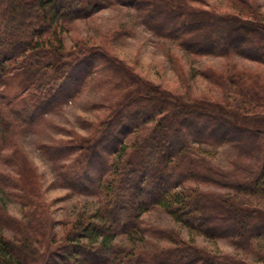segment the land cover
Here are the masks:
<instances>
[{
	"label": "trees",
	"instance_id": "1",
	"mask_svg": "<svg viewBox=\"0 0 264 264\" xmlns=\"http://www.w3.org/2000/svg\"><path fill=\"white\" fill-rule=\"evenodd\" d=\"M114 1L121 3L0 0V152L15 132L30 128L46 112L74 96L95 70L114 77L118 85H113L122 89L118 90L115 108H107V114L90 136L40 146L51 161L69 160L59 166L61 187L99 197L96 217L91 220L79 215L52 245L45 242L37 224L24 226L0 210V226L14 234L11 239L0 235V264H235L225 256L201 251L191 239L184 241L165 230H150L142 224L140 215L159 209L191 232L209 239L229 236L244 246L251 238L264 237V211L253 206L249 198L264 204L263 172L248 182L230 184L233 196L203 194L186 185L189 181H212L205 163L193 153L194 144L226 143L237 149L239 156L246 157L255 150V157L260 158L264 118L252 115L253 110L260 108H249L252 103L243 108H226L212 102H188L182 95L138 84L121 62L97 49L66 50L61 36L66 25L87 18ZM171 1L131 0L130 5L141 14L146 13L142 21L153 31L161 5L172 7L177 20L184 15L196 16L193 10L186 12L184 4L182 9L172 6ZM253 18L251 24L233 18H222L220 22H229L235 29L261 32L264 42V16L260 20ZM170 31L164 35L186 43L183 32ZM226 50L264 64V51L259 48L252 55L240 48ZM209 53L226 55L227 51L217 44L207 48L205 54ZM232 130L242 136H258V145L248 151L240 138L232 136ZM16 152L13 150V155ZM9 157L12 156L0 153V160ZM19 164L29 169L23 158ZM5 179L14 184L25 178L0 175V184ZM23 184L30 194L34 193L31 182L30 187ZM19 188L21 200L34 215L39 207L26 198L23 187ZM213 218L228 221L231 230L219 232L210 224ZM147 234L166 240L169 246L146 247ZM119 236L128 240L130 246L109 243Z\"/></svg>",
	"mask_w": 264,
	"mask_h": 264
},
{
	"label": "rangeland",
	"instance_id": "2",
	"mask_svg": "<svg viewBox=\"0 0 264 264\" xmlns=\"http://www.w3.org/2000/svg\"><path fill=\"white\" fill-rule=\"evenodd\" d=\"M130 2H111L87 18L73 20L66 25L61 34L66 50L97 49L111 60L121 62L137 78L138 84L145 83L168 94L182 95L188 102H212L226 108H243L244 104L252 103L249 108H260L253 110L252 115H257V119L264 118V64L226 50L240 48L251 55L258 48L264 51L261 32L252 28L235 29L229 22L227 25L220 22L224 20L222 18L237 19L243 24H251L253 17L260 20V16H264V0H173L172 6L184 7L189 13L193 10L196 16L184 15L177 20L172 14V7L161 5L160 15L155 19L156 31L143 23L146 13L141 14ZM173 29L184 33L182 39L186 43L164 35ZM217 44L227 51L226 55L205 54L207 48ZM94 64L96 67V62ZM98 71H94V75L74 96L46 112L30 128L15 132L1 148L0 153L12 157L0 160V175L25 179L14 184L9 179L1 182L0 210L20 220L24 226L30 222L37 224L38 232L42 233L47 244L57 242L65 228L68 229L79 215L91 220L96 217L99 197L74 193L61 187L59 166L69 160L51 161L40 146L69 142L77 136H90L94 126L107 114V108H115L114 102L122 89L118 91V87L114 86L118 85L114 77L109 78ZM77 72L76 76H79ZM231 134L240 138L249 147L248 151L252 145L259 143V137L252 134L242 136L234 131ZM260 139L259 147L263 150L259 159L255 157V150H251L246 157L239 156L237 149L226 143L192 145L193 153L205 163L212 181H189L186 185L197 188L203 194L233 196L235 193L230 184L248 182L255 175L264 173L263 136ZM13 150H17L14 155ZM22 158L29 169L19 164ZM23 182L28 187L31 182L33 186L30 188L34 189V193L30 194ZM19 187H23L26 198L39 207L34 215L21 200ZM249 198L253 206L264 211V204L257 203L251 196ZM140 219L150 230H165L184 241L191 239L201 251L225 256L235 264H264V237L251 238L248 246L229 236L209 239L187 230L159 209L142 212ZM210 224L216 226L219 232L231 230L228 221L218 218H213ZM148 234L145 235L146 247L150 248L152 244L158 248L169 246L166 240ZM0 235L9 239L14 237L11 230L1 226ZM109 243L130 246L123 236L115 237Z\"/></svg>",
	"mask_w": 264,
	"mask_h": 264
}]
</instances>
